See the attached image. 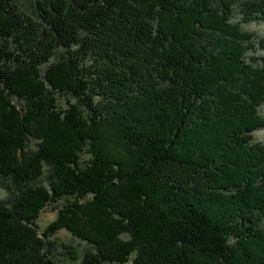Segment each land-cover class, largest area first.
Instances as JSON below:
<instances>
[{
  "label": "trees",
  "instance_id": "obj_1",
  "mask_svg": "<svg viewBox=\"0 0 264 264\" xmlns=\"http://www.w3.org/2000/svg\"><path fill=\"white\" fill-rule=\"evenodd\" d=\"M253 21L264 0H0V264H264Z\"/></svg>",
  "mask_w": 264,
  "mask_h": 264
},
{
  "label": "rangeland",
  "instance_id": "obj_2",
  "mask_svg": "<svg viewBox=\"0 0 264 264\" xmlns=\"http://www.w3.org/2000/svg\"><path fill=\"white\" fill-rule=\"evenodd\" d=\"M246 28L248 30L251 31H255L257 34L259 35H264V21H253L250 22L249 24H247ZM264 108V106H263ZM262 108V110H263ZM253 137L254 139H252V143H256V141L258 142H262L264 144V128H261L257 131H255L253 133ZM6 192L5 190L0 188V199H5L6 198ZM54 218V214L50 213L49 211H45L41 214L40 218H39V225L41 230H43ZM263 228H264V223H263ZM264 231V230H263ZM263 234V233H262ZM262 234L260 233L259 235L262 236ZM259 236V237H260ZM264 236V235H263ZM52 239H55V242L58 243H64L66 245L70 244L74 247H79L82 248L85 244L83 242H81L80 240H78L77 238H74L69 232L65 231V230H60L58 231V233L52 237ZM263 239L260 238V242ZM249 242H251L250 244V250L249 251H254V253L259 256L261 252L264 251V240L261 242V245L258 244V242H255L257 240H248ZM247 241V242H248ZM263 244V245H262ZM232 246H236V244H232ZM243 245H241L239 248H242ZM65 252L64 255H62L61 253ZM56 262L58 264H75L74 260H72L71 258H69V255L66 253L65 249H60L59 254L56 255Z\"/></svg>",
  "mask_w": 264,
  "mask_h": 264
}]
</instances>
